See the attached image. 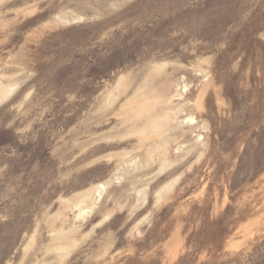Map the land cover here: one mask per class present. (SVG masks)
Returning <instances> with one entry per match:
<instances>
[{"label": "rangeland", "instance_id": "obj_1", "mask_svg": "<svg viewBox=\"0 0 264 264\" xmlns=\"http://www.w3.org/2000/svg\"><path fill=\"white\" fill-rule=\"evenodd\" d=\"M0 264H264V0H0Z\"/></svg>", "mask_w": 264, "mask_h": 264}]
</instances>
